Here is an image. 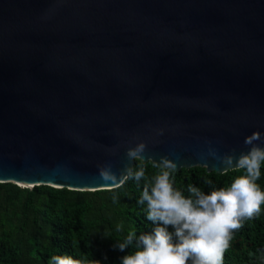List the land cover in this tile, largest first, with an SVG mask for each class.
<instances>
[{"label": "water", "instance_id": "1", "mask_svg": "<svg viewBox=\"0 0 264 264\" xmlns=\"http://www.w3.org/2000/svg\"><path fill=\"white\" fill-rule=\"evenodd\" d=\"M257 131L264 0H0V182L114 189L139 143L222 174Z\"/></svg>", "mask_w": 264, "mask_h": 264}, {"label": "trees", "instance_id": "2", "mask_svg": "<svg viewBox=\"0 0 264 264\" xmlns=\"http://www.w3.org/2000/svg\"><path fill=\"white\" fill-rule=\"evenodd\" d=\"M140 167L145 169V177L139 182L133 175L110 190L0 182V264H50L54 255L121 264L122 257L135 248L121 252L114 247L116 242H123L129 231L138 237L154 227L146 218L147 203L138 201L145 184H151L160 169L137 159L132 173ZM260 172L256 183L264 191V162ZM245 174L239 168L217 174L193 167L173 172L171 179L174 188L188 197L189 185L207 194L230 187ZM169 231L173 229L169 227ZM223 264H264V205L259 214L242 220V227L234 231Z\"/></svg>", "mask_w": 264, "mask_h": 264}, {"label": "clouds", "instance_id": "3", "mask_svg": "<svg viewBox=\"0 0 264 264\" xmlns=\"http://www.w3.org/2000/svg\"><path fill=\"white\" fill-rule=\"evenodd\" d=\"M158 134L163 135V130ZM259 140L261 133L253 132L245 138V145L250 146L246 153L241 152L239 157L225 155L221 160L226 169H244L246 174L236 178L230 187L207 194L189 185L190 195L185 197L174 188L171 177L177 165L162 157L160 163L155 164L160 171L151 184H145L138 201L139 204L147 203L146 218L154 227L150 233L138 237L134 231H129L123 242H116L114 247L121 252L130 246L135 248L134 252L122 257L121 264H223L224 252L230 246L234 231L242 227V220L259 214L264 205V191L256 183L264 162V147L255 143ZM145 149L146 145L139 143L128 149L127 158L143 160ZM124 172L126 175L122 173L118 177L111 165H104L99 169V176L105 185L115 186H122L124 180L133 175L137 182L145 177L143 167L133 174L126 166ZM169 227L173 231L170 232ZM117 230H121V226ZM50 264L101 262L54 255Z\"/></svg>", "mask_w": 264, "mask_h": 264}]
</instances>
